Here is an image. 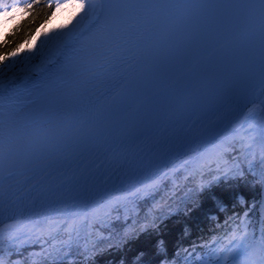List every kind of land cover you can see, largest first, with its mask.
Instances as JSON below:
<instances>
[{
  "label": "snow or ice",
  "instance_id": "6c2138e0",
  "mask_svg": "<svg viewBox=\"0 0 264 264\" xmlns=\"http://www.w3.org/2000/svg\"><path fill=\"white\" fill-rule=\"evenodd\" d=\"M47 7L75 22L27 67L0 47V264H264V0ZM209 206L207 240H170Z\"/></svg>",
  "mask_w": 264,
  "mask_h": 264
},
{
  "label": "trees",
  "instance_id": "16d2710c",
  "mask_svg": "<svg viewBox=\"0 0 264 264\" xmlns=\"http://www.w3.org/2000/svg\"><path fill=\"white\" fill-rule=\"evenodd\" d=\"M48 3L49 0H36L31 13H18L15 19H11L8 22H0V47L8 46L20 48L21 50L25 44L29 43L36 36L37 29L39 31L42 30L52 20L53 16L51 19H47V17L51 12H54V8L49 9L47 7ZM206 209L215 210L214 208H210V206ZM204 211L194 214L193 218H185L183 216L174 218L173 222L169 224L168 235L170 236V240L175 241L178 238H185L187 231H195L197 223L201 222L199 218L203 217ZM137 244L138 242H133V249ZM116 254L118 253L106 257L105 261H111L112 264H115V260L118 257Z\"/></svg>",
  "mask_w": 264,
  "mask_h": 264
},
{
  "label": "rangeland",
  "instance_id": "374dc122",
  "mask_svg": "<svg viewBox=\"0 0 264 264\" xmlns=\"http://www.w3.org/2000/svg\"><path fill=\"white\" fill-rule=\"evenodd\" d=\"M72 13H73L72 9H67L54 15L52 21L46 27H44V29L40 31L30 43H28L23 47L22 51L19 53V56L17 58V61H19L17 62V64L21 63V65L18 69H16L17 68L16 65L15 69L11 70V73H18L22 70V68H25L29 65L30 63L28 60L29 50L30 49L34 50L36 47H39V45L45 39L46 36H50L62 28L71 27V24L74 23L71 21Z\"/></svg>",
  "mask_w": 264,
  "mask_h": 264
},
{
  "label": "bare ground",
  "instance_id": "6f19581e",
  "mask_svg": "<svg viewBox=\"0 0 264 264\" xmlns=\"http://www.w3.org/2000/svg\"><path fill=\"white\" fill-rule=\"evenodd\" d=\"M19 73V72H18ZM185 239H189V238H185Z\"/></svg>",
  "mask_w": 264,
  "mask_h": 264
}]
</instances>
